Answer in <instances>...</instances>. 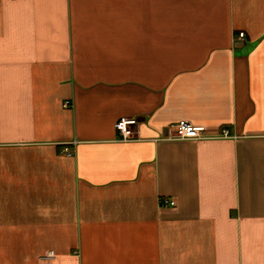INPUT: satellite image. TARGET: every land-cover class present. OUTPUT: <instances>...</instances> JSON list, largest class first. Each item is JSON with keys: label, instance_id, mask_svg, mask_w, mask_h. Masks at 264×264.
Here are the masks:
<instances>
[{"label": "crops", "instance_id": "0c3cea01", "mask_svg": "<svg viewBox=\"0 0 264 264\" xmlns=\"http://www.w3.org/2000/svg\"><path fill=\"white\" fill-rule=\"evenodd\" d=\"M0 264H264V0H0Z\"/></svg>", "mask_w": 264, "mask_h": 264}, {"label": "built area", "instance_id": "2783aa9c", "mask_svg": "<svg viewBox=\"0 0 264 264\" xmlns=\"http://www.w3.org/2000/svg\"><path fill=\"white\" fill-rule=\"evenodd\" d=\"M245 38V33L241 32L238 34V39L243 40ZM71 106V102L67 101L64 107L68 108ZM138 125L137 119L121 118L115 124V129L122 136V141H130L135 138L136 131L134 127ZM229 131L227 129H222L220 132L209 133L205 126L194 125L192 122L187 120L179 121L178 123L172 125L166 136L163 138L167 141H200L207 139H222L229 138ZM66 154L69 157L73 156V153L66 150ZM164 206L175 207L176 202L172 200H165L163 202ZM56 257L53 251L48 252L42 256V260H52Z\"/></svg>", "mask_w": 264, "mask_h": 264}]
</instances>
